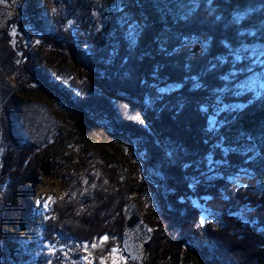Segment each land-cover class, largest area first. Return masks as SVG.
<instances>
[{"label": "trees", "instance_id": "obj_1", "mask_svg": "<svg viewBox=\"0 0 264 264\" xmlns=\"http://www.w3.org/2000/svg\"><path fill=\"white\" fill-rule=\"evenodd\" d=\"M16 1L24 21L16 10L0 26V191L7 182L16 196L24 180H39L31 163L39 142L21 120L28 81L47 85L84 119L104 121L127 147L124 163L81 155L72 192L43 220L44 240L86 244L93 264H103L101 255L122 248L143 221L153 227L144 243L151 264H264V94L245 79L258 64L246 46L264 43V0H131L141 16L134 33L111 7L101 27L86 11L73 31L62 12L47 16L32 0ZM86 1L71 0V12L87 10ZM64 59L84 73L59 77L53 67ZM12 70L16 86L6 81ZM72 156L40 166L53 176ZM203 209L219 221L202 218ZM2 241L0 230V264H30Z\"/></svg>", "mask_w": 264, "mask_h": 264}, {"label": "rangeland", "instance_id": "obj_2", "mask_svg": "<svg viewBox=\"0 0 264 264\" xmlns=\"http://www.w3.org/2000/svg\"><path fill=\"white\" fill-rule=\"evenodd\" d=\"M35 5L41 6L43 15H50L62 12L69 16L71 28L76 30L80 21L81 13L89 11L88 19L90 25L101 27L104 19V12L107 8H114L119 16H128L125 20V31L134 33L137 24L140 23V14L131 10V0H87L88 9H80V12H71L73 3L71 0H32ZM194 5V4H193ZM16 10L20 11L19 22L24 21L25 14L18 7L16 0H0V26L5 20L14 17ZM244 10L237 11V15L243 16ZM17 23V22H15ZM14 23V25H15ZM25 29L32 27L25 22ZM13 43L18 41L16 29H12ZM39 34L37 37L39 38ZM252 54L257 55L251 65L249 74L245 78L247 83L257 87L258 95L264 94V43L254 42L246 46ZM37 54L43 53L42 47L36 48ZM26 59V56H24ZM59 77H66L67 80L75 75L83 74L67 60H61L53 67ZM6 81L9 86H16L21 78L17 70L8 73ZM4 84L1 81L0 87ZM25 90L19 92L25 100L21 120L24 129L31 138L39 142L37 153L32 157L34 174L39 180L33 181L28 178L20 185V190L15 196L11 186L6 182L0 191V230L3 235L2 245L9 244L17 251L19 258H25L30 264H70L75 261H82L85 264H93L91 252L86 244L67 245L46 242L42 234V223L57 197H63L72 192V183L75 178L71 175L79 174L83 169L81 155L88 157L91 153H106L114 155L121 162L127 159V147L122 141L107 132L103 122L84 119L79 111L68 106L54 94L45 84L39 81H28ZM1 99V97H0ZM0 100V110L1 108ZM5 127L0 125V141H5ZM109 131V130H108ZM68 154L69 164L66 158L62 160L65 165L53 176L44 174L41 163L53 157H62ZM63 158V157H62ZM67 164V166H66ZM189 202L193 203L191 200ZM202 218L214 217L202 210ZM218 220L216 217H214ZM219 221V220H218ZM153 227L146 222L139 221L131 226L124 238L123 247H115L101 255L103 264H151L148 262V249L144 245L150 237ZM104 239H107L104 237ZM34 243V244H33ZM178 264H200L195 257L187 260L180 258ZM153 264H170L166 259L158 260ZM173 264V263H172Z\"/></svg>", "mask_w": 264, "mask_h": 264}]
</instances>
